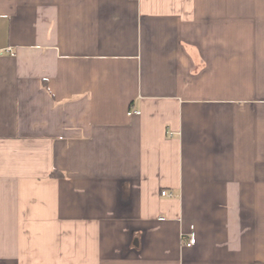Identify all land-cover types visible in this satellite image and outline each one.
Instances as JSON below:
<instances>
[{"label": "crops", "instance_id": "crops-1", "mask_svg": "<svg viewBox=\"0 0 264 264\" xmlns=\"http://www.w3.org/2000/svg\"><path fill=\"white\" fill-rule=\"evenodd\" d=\"M0 264H264V0H0Z\"/></svg>", "mask_w": 264, "mask_h": 264}, {"label": "built area", "instance_id": "built-area-1", "mask_svg": "<svg viewBox=\"0 0 264 264\" xmlns=\"http://www.w3.org/2000/svg\"><path fill=\"white\" fill-rule=\"evenodd\" d=\"M161 196L163 197H172V194H168L167 192L163 191L161 192ZM196 242V238H195V234H194V230L193 227H191L190 232L185 236L184 240L182 241V244L185 247H192L194 246Z\"/></svg>", "mask_w": 264, "mask_h": 264}]
</instances>
